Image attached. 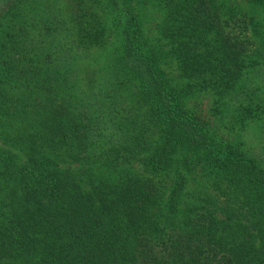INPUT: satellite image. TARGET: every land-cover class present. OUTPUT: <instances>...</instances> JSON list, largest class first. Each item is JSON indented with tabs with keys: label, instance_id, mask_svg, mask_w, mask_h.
<instances>
[{
	"label": "trees",
	"instance_id": "obj_1",
	"mask_svg": "<svg viewBox=\"0 0 264 264\" xmlns=\"http://www.w3.org/2000/svg\"><path fill=\"white\" fill-rule=\"evenodd\" d=\"M61 1L0 3V264H264V0Z\"/></svg>",
	"mask_w": 264,
	"mask_h": 264
},
{
	"label": "rangeland",
	"instance_id": "obj_2",
	"mask_svg": "<svg viewBox=\"0 0 264 264\" xmlns=\"http://www.w3.org/2000/svg\"><path fill=\"white\" fill-rule=\"evenodd\" d=\"M4 1L1 0L0 3L4 2ZM63 1H61L62 3L60 5L65 6L66 2H63ZM161 15H162L161 11L156 7H149L145 11L144 18H143V26H144L145 34L148 38H150V37L154 38V36L157 35L156 25L159 24V22L161 20ZM192 98H194V99H192L188 102V107H190L191 109L192 108L200 109L204 115H206L208 118H210V108H211V104H212V98H211L210 94L206 93V94H204L203 97L202 96L197 97V95H195ZM220 131L223 133H221ZM220 131H219L220 135H224V136H226V134L228 135V133L225 131V129H220ZM248 133H250V132H248ZM238 140H239V136L233 134L231 137V141L236 142ZM243 140H244V142H248L249 146L254 145L253 139H251L249 137H247Z\"/></svg>",
	"mask_w": 264,
	"mask_h": 264
}]
</instances>
